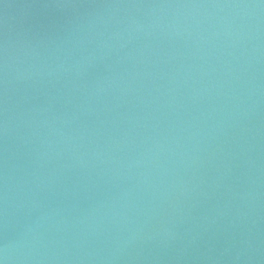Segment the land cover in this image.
<instances>
[{
  "label": "water",
  "instance_id": "water-1",
  "mask_svg": "<svg viewBox=\"0 0 264 264\" xmlns=\"http://www.w3.org/2000/svg\"><path fill=\"white\" fill-rule=\"evenodd\" d=\"M0 264H264V0H0Z\"/></svg>",
  "mask_w": 264,
  "mask_h": 264
}]
</instances>
